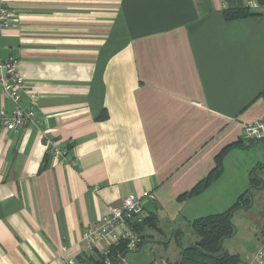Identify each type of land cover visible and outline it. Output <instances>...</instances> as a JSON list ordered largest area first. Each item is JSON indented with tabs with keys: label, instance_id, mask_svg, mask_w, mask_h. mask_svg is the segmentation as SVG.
<instances>
[{
	"label": "crops",
	"instance_id": "crops-1",
	"mask_svg": "<svg viewBox=\"0 0 264 264\" xmlns=\"http://www.w3.org/2000/svg\"><path fill=\"white\" fill-rule=\"evenodd\" d=\"M245 1L0 0L15 24L0 57L18 61L19 104L36 112L0 128V264L80 259L83 230L129 194L162 229L144 228L154 237L193 216L191 197L244 188L225 167L235 156L250 178L264 159L245 161L257 141L242 139L245 124L264 121V5L234 19L223 9ZM50 141L64 151L57 159ZM225 147L222 173L181 198ZM261 223L254 249L227 252L250 259Z\"/></svg>",
	"mask_w": 264,
	"mask_h": 264
},
{
	"label": "built area",
	"instance_id": "built-area-1",
	"mask_svg": "<svg viewBox=\"0 0 264 264\" xmlns=\"http://www.w3.org/2000/svg\"><path fill=\"white\" fill-rule=\"evenodd\" d=\"M245 4L252 8L258 7L256 0H246ZM10 15L9 8L4 3H0V36L6 29L15 26ZM17 64L18 61L12 55L0 57V95L10 103V110H0V128L7 130L23 128L36 120V112L32 106L19 104L23 79ZM242 139L246 141L264 139V121L256 120L245 124L242 129ZM63 152L62 147L50 141L46 154L51 159H57ZM142 214L140 198L135 194H129L118 205L109 207L91 228L83 230L81 240L86 244L87 250H97L103 254H107L111 245L120 242H124L126 251L135 250L142 238L129 224L140 222ZM63 262L77 264L72 258L64 259ZM238 264H264V239L250 259Z\"/></svg>",
	"mask_w": 264,
	"mask_h": 264
},
{
	"label": "rangeland",
	"instance_id": "rangeland-1",
	"mask_svg": "<svg viewBox=\"0 0 264 264\" xmlns=\"http://www.w3.org/2000/svg\"><path fill=\"white\" fill-rule=\"evenodd\" d=\"M249 149L244 153V160L248 158L251 162L256 157V152L264 151V139L250 144ZM264 159H262V162ZM252 164L250 175H255L261 179L262 184L258 188L250 189L251 203L247 209H239L232 213V222L236 227L233 237L222 241L221 246L225 251L254 249L256 241L262 230V220H264V168ZM243 175V178H242ZM225 180L230 184V180H245V186L235 196H193L195 198L190 205L192 217L186 220L180 216L175 222L164 223L165 232L154 237L146 236L141 246L135 250L126 251L121 264H165L167 261L174 262L179 258V251L196 239L190 222L195 217L211 214L210 212H222L229 208L237 199L238 195L250 187L249 174L239 170L237 157L231 156L225 167ZM244 183V181H243ZM206 213V214H205ZM172 227H174L172 229ZM176 231V233H174ZM227 249V250H226Z\"/></svg>",
	"mask_w": 264,
	"mask_h": 264
},
{
	"label": "trees",
	"instance_id": "trees-1",
	"mask_svg": "<svg viewBox=\"0 0 264 264\" xmlns=\"http://www.w3.org/2000/svg\"><path fill=\"white\" fill-rule=\"evenodd\" d=\"M258 5H264V0H256ZM258 8H252L244 3H237L226 6L223 9L224 16L227 19H234L239 17H247L250 15L259 14ZM242 141L234 143L235 146H242ZM215 156V163L213 168L205 178L196 183L188 193L182 194L181 198L190 197L187 195H196L205 189L214 179H216L223 170V154L224 150ZM263 162H260L262 165ZM257 168H255L256 170ZM256 173V171H255ZM250 175V187L238 195L236 201L226 210L217 213H211L204 216L195 217L191 220V228L196 235V239L183 247L179 251V258L174 262L167 261L165 264H238L240 261L237 254H231L223 250L221 243L224 239L233 237L236 227L232 222V213L239 209H247L250 207L252 187L258 188L262 181L256 175ZM131 225V226H130ZM137 233L141 235V246L145 237L143 230L147 227H153L155 230L162 232V229L154 221L151 215L142 214V220L135 224H129ZM126 252L124 249V242L117 245H111L107 254H103L97 250H87L83 252L82 257L76 260L77 264H121L123 255Z\"/></svg>",
	"mask_w": 264,
	"mask_h": 264
},
{
	"label": "water",
	"instance_id": "water-1",
	"mask_svg": "<svg viewBox=\"0 0 264 264\" xmlns=\"http://www.w3.org/2000/svg\"><path fill=\"white\" fill-rule=\"evenodd\" d=\"M260 167L264 168V161H263V164L260 165ZM256 170H253V173H255Z\"/></svg>",
	"mask_w": 264,
	"mask_h": 264
}]
</instances>
